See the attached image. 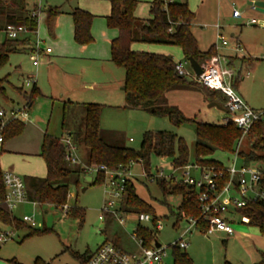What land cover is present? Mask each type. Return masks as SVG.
<instances>
[{"label": "rangeland", "instance_id": "374dc122", "mask_svg": "<svg viewBox=\"0 0 264 264\" xmlns=\"http://www.w3.org/2000/svg\"><path fill=\"white\" fill-rule=\"evenodd\" d=\"M140 1L142 5L137 9V15L142 18L150 17L147 2L153 0ZM176 1L187 2L196 15L192 31L200 48L205 51L215 44L218 53L228 61L229 66L232 64L230 67L235 73V79H240L236 88L238 94L251 107L264 110V11L250 5V2L261 0ZM41 5L44 10L39 15L37 33L30 36V43L41 40V49L52 50L49 58L40 56L37 69L33 65L35 54L29 50L20 51L10 54L8 63L0 68V110L26 108L29 120L25 122L19 135L6 141L0 158L2 171L12 169L23 178H44L47 175L44 160L37 152L30 154L28 151H36L46 131L57 138L62 135L63 122L66 131L80 124L81 130V120L85 114L83 105L88 103L104 107L101 116L104 133L117 134L126 147L139 150L146 132L170 131L186 140L190 149V164H194L197 143L195 123H184L178 127L168 117L123 108L125 94L120 85L125 78V70L111 60L109 42L113 35L107 30V20L102 16L108 11L109 2L41 0ZM50 6L59 7L62 11L51 32L47 23V8ZM77 7L96 14L91 29L94 40L88 45H79L74 39L70 13ZM234 10L241 13V19L231 18ZM252 19L256 20L254 24H250ZM217 27H221V32ZM220 33L228 41L227 46L222 45V40L218 38ZM233 34L236 36L233 37ZM19 37L23 38L25 35L20 34ZM237 38L245 43L246 48L242 46V49L236 50L239 45ZM3 40L4 33L0 31V43ZM132 48L136 51L170 55L176 63L184 61L182 50L178 46L134 43ZM186 68L192 69L190 64ZM31 76H35L41 94L28 108L29 102L24 92L30 94L32 91L33 85H26ZM93 85L94 89H84ZM101 85L111 88L104 89ZM69 100L74 104L65 105L64 101ZM165 101L167 106L178 108L186 116L195 117L199 122L223 124V119L230 117L224 111L210 107L204 90L199 87L187 86L181 91H171ZM104 137L107 138L106 135ZM112 138H107V141L113 143L115 140ZM212 158L230 166L233 155L218 151ZM169 166L170 159L162 160L152 156L153 177H147L144 163L140 161L135 162L131 168L134 175L131 180L136 185L137 194L155 207L157 218L163 224V229L157 232V239L163 246H169L178 240L189 227L187 220L179 221L181 196H164L156 180L161 179L158 178L161 173L167 181L172 180L174 184L184 180L183 171H175ZM96 176L95 173H82L78 184L72 179L67 214L61 208L47 204L28 202L25 206H17L13 211L15 216L21 220L24 216L33 217L35 228L47 229L48 232L23 241L28 234L27 228L16 230L0 223V233L13 231L14 234L10 240L0 242V264H11L13 259L21 264H35L38 258L47 264H81L79 256L88 257L106 240L113 244L115 239L120 240V245L126 250L135 251L128 234L133 232L135 223L127 226V232L114 217L110 224L107 219L111 216L105 221L100 220L109 194L106 183L94 184ZM171 176L174 179H170ZM191 176L200 178L198 172H191ZM75 208L84 210L85 214L82 217L73 215L71 210ZM125 217L134 219L135 214ZM177 221L179 226L175 227ZM237 221L232 224L235 232L232 236L219 233L205 235L192 229L188 234L190 246L184 251L191 257L192 264L259 263L264 253V236L255 227L239 219ZM244 234H251L252 237H244ZM173 251V248H168L164 264H173Z\"/></svg>", "mask_w": 264, "mask_h": 264}, {"label": "trees", "instance_id": "16d2710c", "mask_svg": "<svg viewBox=\"0 0 264 264\" xmlns=\"http://www.w3.org/2000/svg\"><path fill=\"white\" fill-rule=\"evenodd\" d=\"M109 1L111 13L107 18V25L118 33L111 41V60L125 70L123 108L139 109L153 116L168 117L170 122L178 127L184 123H195L197 137L195 163L202 167L223 171L224 174L223 178L217 182L216 192H220L228 180V174L225 171L228 166L212 158L216 152L221 151L233 156L237 154L243 165L258 164L264 167V118L253 125L241 142L242 132L232 121L223 124L204 123L197 121L195 117L186 116L180 109L167 106L165 100L171 91H181L187 86L199 87L204 90L210 101L216 102L224 108L226 98L221 92L208 90L193 80L180 76L175 69L176 62L171 56L132 49L134 43L178 46L182 50L185 60L194 58L200 65L215 56L218 53L215 45L206 51L200 49L198 40L192 31V23L196 16L190 10L188 3L174 1L165 9L163 0H153L150 7L151 17L143 19L135 15L138 6L137 0ZM36 6L37 4L32 0H0V31L4 33V40L0 43V68L8 63L10 54L28 49L27 44L30 43V36L35 35V31L38 29V19L31 16V11ZM59 14V8H47V23L50 32L53 30ZM71 16L76 43L88 45L93 42L91 29L94 16L81 8H76ZM10 26L26 27L30 32L23 38L9 39L6 32ZM239 80V77L235 79V88H237ZM21 91L23 92L22 89ZM40 94L36 83L30 94L24 92V96L29 102L28 105L32 104ZM83 108L85 114L82 120V129L75 134H70L69 137L76 147L82 145L87 149L86 164L105 165L110 170H119L129 168L131 162L142 161L144 170L149 175L152 170V156L162 160L170 159L169 167L174 170L190 164V149L183 137L170 131H149L144 135L141 148L134 150L123 145L121 137L117 134L104 133L101 127L104 108L102 105L88 103L84 104ZM24 125L21 120L9 122L3 130L4 142L19 135L23 131ZM105 135L107 138L113 137L112 139L115 141L110 143L104 137ZM244 145L245 148H243ZM2 153L3 150H0V158ZM39 156L45 162L47 175L44 178L35 176L23 178L28 200L38 205H53L63 210L69 198L70 182L73 179L78 184L80 175L85 171L81 166L74 167L67 160V149L62 143V139L48 133L44 135ZM3 173L0 164V223L16 230L27 228L28 234L23 241L47 233V229L38 230L9 210L4 202L7 189L3 182ZM156 180L164 196H181L179 221L180 219L200 217L202 210L197 198L198 191L195 188L182 181L174 184L172 180ZM104 181V175L98 174L94 184ZM261 189L264 190V175ZM121 209L124 214L148 213L155 220L157 219L155 207L137 194L136 185L132 180L126 184ZM71 213L82 217L85 211L75 208L71 210ZM239 213L249 217V225L257 228L264 236L263 201H250L247 208L239 210ZM110 216L106 215L104 221ZM112 217L107 219L109 224ZM179 221L176 222L175 227L179 226ZM197 227L199 232L204 234L206 224L199 223ZM139 235L144 238L147 246H151L152 241L156 239L149 228L140 229ZM105 242H109V240ZM132 244L135 246H133V250H137L135 243L132 242ZM113 245L128 251L120 245L118 239L113 240ZM173 250V264H192V259L184 252L185 250L180 248H173ZM90 256L84 255L78 258L81 264H87ZM11 264L21 263L13 259ZM35 264L47 263L38 258ZM256 264H264V253L262 260Z\"/></svg>", "mask_w": 264, "mask_h": 264}, {"label": "built area", "instance_id": "2783aa9c", "mask_svg": "<svg viewBox=\"0 0 264 264\" xmlns=\"http://www.w3.org/2000/svg\"><path fill=\"white\" fill-rule=\"evenodd\" d=\"M32 1H34L37 6L31 11V16L37 18L39 21V15L43 12L44 7L41 5V0ZM174 1L175 0H163L164 8L167 9L168 5ZM232 15L234 18L242 17L238 10H234ZM255 22L256 20H252L251 24ZM217 28L221 32V27ZM29 32L30 31L26 27L10 26L6 34L9 39H19L20 34L27 36ZM36 33L37 31H35L34 34ZM218 38L222 40V45H228V41L221 33L218 35ZM41 43L43 42L37 39L35 47L33 48L35 54L33 64L35 67L40 65V56L42 52H52L51 48H47L45 51L41 49ZM237 48L242 49L240 45H238ZM189 64L188 60L176 63V72L180 76H185L208 90L218 91L223 94L226 98L225 109L232 115L233 122L242 132V142L253 125L263 120L264 111L251 108L238 94L234 87L235 73L229 66L228 61L219 53L201 65L203 72L200 75H196L193 69H187L186 66ZM35 83V76L29 77L26 81L27 87ZM13 120L27 121L28 115L26 108L0 110V150H2L5 141L3 130L6 125ZM62 143L67 149V160L72 165L81 166L86 173L103 174L105 177L104 183H106L109 198L105 201L100 220H104L106 215H111L118 220L119 224L123 226L126 231L129 224L135 223L133 232H127L132 242L135 243L137 250L125 251L112 243L105 242L91 254L87 264H163L164 259L168 256L167 250L169 247L183 250L189 248L188 234L192 232V229L198 230L197 225L199 223L206 224L205 235L224 233L232 236L235 234L232 224L236 216L239 217V221L246 224L250 223L249 217L241 215L239 210L247 208L250 201L260 200L264 202V190L261 189L264 167L258 164L237 165V154L235 155L234 162L225 170L228 174V180L220 192H216V188L218 180L224 176L223 171H218L215 168L202 167L196 163L176 169L175 171H183L184 180H180V182L182 181L198 191L197 198L201 205L202 212L199 218L187 219L189 227L180 235L178 240L172 242L169 246L160 245V247H157L156 243H159L157 232L163 229L162 222L158 218L155 220V218L148 213L124 214L121 209L126 184L134 176L131 172V168L135 162H131L129 168L119 170H110L105 165H88L80 160L77 147L73 144L71 137L62 139ZM191 172H198L200 178H193ZM145 174L147 177H153L152 174L148 175L146 172ZM158 178L166 179L162 173L158 175ZM170 179H174V177L171 176ZM3 182L7 189L4 202L10 211L13 212L17 206L30 202L28 200L23 177L15 172L6 171L3 173ZM68 209L69 207L67 205L63 207L66 214ZM130 214H135L134 219L125 217V215ZM184 216L183 214V217ZM22 220L32 227L36 225L33 217L24 216ZM143 228L151 229L152 233L156 236L151 246L145 245L144 238L139 235V230ZM13 236V231L2 232L0 233V242L4 243Z\"/></svg>", "mask_w": 264, "mask_h": 264}, {"label": "crops", "instance_id": "0c3cea01", "mask_svg": "<svg viewBox=\"0 0 264 264\" xmlns=\"http://www.w3.org/2000/svg\"><path fill=\"white\" fill-rule=\"evenodd\" d=\"M84 1H95V2H109V7H108V11L106 12V13H104V15H102L103 17H105L106 18V20H107V18L109 17V15H110V13H111V5H110V1H99V0H84ZM138 1V6H137V9L140 7V5H142V2L140 1V0H137ZM176 1V0H175ZM261 1H264V0H261ZM152 2L153 1H151V2H147V5H148V8H149V14H150V7H151V4H152ZM51 8H54V7H52V6H50ZM49 7V8H50ZM57 8H59V7H57ZM77 8H79V7H77ZM76 9V8H75ZM74 9V10H75ZM82 9V8H81ZM137 9H136V11H135V15L137 16V17H139V18H142V17H140V16H138L137 15ZM59 10H60V13H62V11H61V9L59 8ZM73 10V11H74ZM83 10H85V11H88L90 14H92L94 17H96V14L95 13H93V12H91V11H89V10H87V9H83ZM72 11V12H73ZM72 12L70 13V15L72 14ZM196 16V15H195ZM72 17V16H71ZM151 17V16H150ZM150 17H144L143 19H149ZM196 18V17H195ZM231 18L233 19V20H238V19H241V18H234L233 17V15L231 14ZM252 20H255V19H252ZM251 20V21H252ZM72 21H73V19H72ZM195 21V20H194ZM193 21V22H194ZM251 21H250V24H251ZM193 24V23H192ZM93 25V24H92ZM107 30L113 35L112 36V38L110 39V42H109V44H110V49H111V41H112V39H114L116 36H117V31L116 30H113V29H110L109 27H108V25H107ZM73 32H74V23H73ZM233 37L234 36H236L235 34H233L232 35ZM196 37V36H195ZM197 39V38H196ZM237 40H238V42H239V45L242 47L243 46V48H246L245 46V43L243 42V41H241L239 38H237ZM32 40H30V42H31ZM36 41L37 40H34L33 41V44H31V43H29V44H27V50H29L32 54H34V52H33V48L35 47V44H36ZM198 43H199V41H198ZM30 44H31V46H30ZM213 45H215V44H212L211 46H213ZM210 46V47H211ZM216 46V45H215ZM200 47V46H199ZM209 47V48H210ZM208 48V49H209ZM133 49V48H132ZM201 49V48H200ZM207 49V50H208ZM202 50V49H201ZM236 50L238 51L239 49L238 48H236ZM25 51V50H24ZM203 51V50H202ZM206 51V50H205ZM52 53V52H51ZM51 53H46V52H42V57L43 58H45V57H47V58H49V56H50V54ZM170 56V55H169ZM107 56H105V58H106ZM172 57V56H171ZM173 58V57H172ZM185 60V59H184ZM34 65V64H33ZM35 67V66H34ZM39 67V66H38ZM38 67H35V68H37L38 69ZM244 79V78H243ZM84 83V82H83ZM124 83H125V78H124V80L121 82V85L120 86H122L121 87V89H122V91H124V94H125V87H124ZM84 85H87L86 83H84ZM239 86V83H238V85H237V87ZM36 87L38 88V86H37V83H36ZM101 87L102 88H111L110 86H106V85H101ZM95 88V86L93 85V86H87L86 88H84V89H88V90H91V89H94ZM207 100H208V102L209 103H211V101H210V99L207 97ZM245 101V100H244ZM246 102V101H245ZM124 103H125V99H124ZM247 103V102H246ZM33 104V103H32ZM32 104H30V105H28V108H30L31 106H32ZM64 104L66 105V104H71V105H73L74 103L72 102V101H64ZM248 104V103H247ZM249 105V104H248ZM250 106V105H249ZM78 107H80V106H78ZM251 107V106H250ZM251 108H253V107H251ZM12 109V108H11ZM253 109H255V108H253ZM5 110V109H4ZM64 110H66V106L64 107ZM255 110H259V109H255ZM262 111H264V110H262ZM225 113H227L230 117H225L224 119H223V123H226V122H230V121H232L233 122V118H232V115L230 114V113H228L227 111H224ZM83 117H84V115H83ZM83 117H82V120H83ZM82 120H81V122H82ZM21 121H23V120H21ZM27 121H29V120H27ZM24 122V124H25V122L26 121H23ZM80 126H81V124L80 125H77V127L75 128V127H72L70 130H67L66 131V129H65V122H63V126H62V128H63V134L62 135H60V136H58V138H60V139H65V138H67V137H69V135L70 134H75L76 132H79V130H80ZM24 127H25V125H24ZM42 131V130H41ZM46 133H48V134H50L48 131H46L45 133H44V135L46 134ZM44 135H43V138H44ZM51 135V134H50ZM52 136H54V135H52ZM55 137V136H54ZM130 141L131 142H133V140L132 139H130ZM42 142H43V140L41 141V145H42ZM5 143L6 142H4V145H3V148H2V150H3V152H4V146H5ZM41 145L39 144V146H38V148H36V151H28L30 154H34L35 152H37V154L39 155L40 154V151H41ZM77 153H78V156H79V158H80V160L81 161H83V162H86V158H87V149L85 148V147H83L82 145H78L77 146ZM234 160H235V155L233 156V159H232V162H231V164L234 162ZM237 165H243V163H242V161L239 159V157H238V160H237ZM8 171H12V172H14L12 169H9ZM26 204H23V205H21V206H25ZM36 205H38V204H36ZM14 213V212H13ZM15 215V214H14ZM230 216V215H229ZM236 218V219H235ZM234 219H233V223H235V222H238L237 220L239 219V217L238 216H236ZM249 225V224H248ZM250 226V225H249ZM178 227V226H177ZM257 229V228H256ZM258 230V229H257ZM197 231H199V230H197ZM259 231V230H258ZM260 233V232H259ZM190 234V233H189ZM219 234H224V233H219ZM226 235V234H225ZM244 237H247V238H251L252 236H251V234H244L243 235ZM164 264V263H163Z\"/></svg>", "mask_w": 264, "mask_h": 264}, {"label": "water", "instance_id": "95a60500", "mask_svg": "<svg viewBox=\"0 0 264 264\" xmlns=\"http://www.w3.org/2000/svg\"><path fill=\"white\" fill-rule=\"evenodd\" d=\"M250 5L255 6L260 11H264V1H258L256 3L250 2ZM188 61L191 65L193 71L196 73V75L202 74L203 70L201 68V65L194 58H190ZM209 106L210 107H216L222 111H227L224 107H222L221 105H219L216 102H211ZM160 245H161L160 243H158V242L156 243L157 247H160Z\"/></svg>", "mask_w": 264, "mask_h": 264}]
</instances>
